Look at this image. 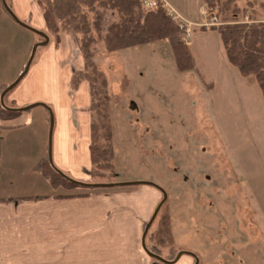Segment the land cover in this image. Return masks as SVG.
<instances>
[{"label":"rangeland","instance_id":"374dc122","mask_svg":"<svg viewBox=\"0 0 264 264\" xmlns=\"http://www.w3.org/2000/svg\"><path fill=\"white\" fill-rule=\"evenodd\" d=\"M234 2L238 18L246 20L251 14L254 19L264 20V0ZM165 4L189 22L183 38L193 55L194 67L188 71L174 68L164 40L114 51L105 50L99 38L95 40L91 59L106 75L114 149L107 174L89 181L149 179L161 187L170 241L156 247L165 257L170 248V256L187 251L197 264H214L212 254L233 249L243 255L234 260L264 264V101L260 90L250 73L241 74L226 60L218 31L199 26L209 23L213 16L207 15L200 0H165ZM1 15L10 25L0 31V43L5 41L0 51L8 50L0 73L2 92L4 77L11 74L9 62L17 56L28 58L31 52L19 30L13 33L15 28L39 41L34 43L43 40L36 32L24 31L12 23L4 11ZM115 15L113 11L105 12L100 33ZM35 18L33 13L23 23L38 29ZM64 33L71 34L79 48V34ZM45 44H39L32 62ZM72 53L60 54L53 79L59 86L57 94L43 87L44 95L57 99L66 93L73 65L78 64L75 51ZM206 82L213 85L204 86ZM5 95L6 109L14 103ZM20 111L22 118L31 121V115L42 111V107L36 104ZM55 176L54 172L49 175L56 183ZM155 221H150L147 228L155 230ZM213 259L217 264H226L225 256Z\"/></svg>","mask_w":264,"mask_h":264},{"label":"crops","instance_id":"0c3cea01","mask_svg":"<svg viewBox=\"0 0 264 264\" xmlns=\"http://www.w3.org/2000/svg\"><path fill=\"white\" fill-rule=\"evenodd\" d=\"M10 1L13 2L10 9L22 21L35 13V25L42 30L43 13L37 1ZM162 2L167 8L165 0ZM201 6L204 10L202 3ZM167 9L181 20L173 8ZM1 12L0 9V31L10 28L4 23L5 15ZM181 22L188 27V21L182 19ZM18 30L29 46L34 38L20 31L22 29L15 28L13 33ZM24 31L28 30L24 28ZM4 43L1 42L0 47ZM46 43L23 77L6 91L5 97L14 104L7 106L9 113L0 115V264H153L141 247V233L162 196L157 188L136 183L126 190H97L82 197L52 195L48 180L52 165L68 177L91 180L90 113L85 80H81L77 88L68 81L62 98L43 94V87L56 94L59 90L53 79L60 54L65 56L75 51V55L72 54L77 56L78 64L73 65L72 72L83 65L81 50L77 44L75 47L71 34L64 33L57 43ZM10 47L13 49L12 45ZM3 51H0V73L8 59V50ZM23 60L17 56V60L9 62L11 74H6L3 81L15 76ZM33 101L44 105H38L42 111L31 115V121L21 117V109L18 113L11 112ZM50 112L53 124L48 146ZM226 251L211 257L225 256L226 264L246 263L243 259H233L243 257L238 251ZM192 262L191 255L181 254L170 263L156 264Z\"/></svg>","mask_w":264,"mask_h":264},{"label":"trees","instance_id":"16d2710c","mask_svg":"<svg viewBox=\"0 0 264 264\" xmlns=\"http://www.w3.org/2000/svg\"><path fill=\"white\" fill-rule=\"evenodd\" d=\"M35 1L40 6L41 13H43L46 29L42 30V32L49 37V42L54 41L57 43L60 39L59 35L64 32L79 34L80 36L78 40L79 48L84 63L81 68L72 72L69 83L72 87L77 88L79 82L85 80L88 85L89 101L87 109L90 113L89 156L91 157V178H97V175L100 174L106 175L107 170H110L111 167L112 150L114 149L113 144H111L112 133L110 132L111 124L107 108L110 95H108L106 90V75L91 59L94 55L91 46L98 38L102 47L109 51L126 49V47H134L138 46V44L146 45L155 40H164L169 46V54L172 56L174 68L179 71H188V69L194 67V59L189 51L188 43L183 38L185 34L183 31L184 26L180 20L169 14L162 0L157 1L156 4L149 8H143L142 0ZM201 3L205 7L207 15H213L218 20L217 23L206 27L209 29L215 28L218 31V38L222 44L226 60L232 66H235L241 74L249 75L250 73L255 78L256 86L261 93V99L264 101V20L254 19L251 14L248 15L249 17L246 20L238 18L236 15L238 7L235 5L234 0H201ZM0 6L2 12L4 11L8 14L2 2H0ZM107 10L115 12L116 15L113 20L105 22V27L100 33L103 22L102 16ZM11 21L16 23L13 20ZM199 26L202 27L204 25L199 24ZM27 30L34 32L30 29ZM39 37L44 40L42 35H39ZM34 42L39 41L34 38L33 42L28 46L29 52ZM26 59L27 57L21 61L17 73L24 67ZM17 73L14 78L11 77L6 79V82L3 81L5 83L1 85L2 90L12 79L17 77ZM3 103L0 101V115L4 111H9H6L3 107L5 101ZM11 112L18 113L19 111L13 108ZM98 169L102 171H98ZM52 171L55 173L57 181L55 183L53 177H49L48 180L52 187V195L56 197H82L97 190H126L132 186L125 184L107 188H90L78 183L89 180L79 181L75 179L78 182H73L56 171L53 165ZM95 181L89 182L94 183ZM160 203L153 218L157 223L156 229L152 230L146 227V233L143 236L144 248L155 255L162 256L164 260H171L174 254L170 256V248H167L169 254L165 257L156 247L158 244L170 241V231L167 227L168 217L165 215L163 203ZM150 259L153 263L161 262V260H156L152 256H150Z\"/></svg>","mask_w":264,"mask_h":264},{"label":"water","instance_id":"95a60500","mask_svg":"<svg viewBox=\"0 0 264 264\" xmlns=\"http://www.w3.org/2000/svg\"><path fill=\"white\" fill-rule=\"evenodd\" d=\"M0 2H2L3 3V7L5 8V10L7 11V13L8 14H10V16H11V18H12V20H13V22H16V23H18L19 25H21V26H24V28H26V29H30L31 31H34V32H36V34H38V35H42L43 37H44V40L43 41H40V43H33V45L31 46V52H30V54H29V56H28V58L26 59V64L24 65V67H22V69L19 71V73L17 74V77L15 78V80H12L10 83H8L7 85H6V87L4 88V90L2 91V92H0V101L3 103V100H2V98H3V96H4V94L6 93V91H8V90H10L11 88H12V86H14L17 82H18V80L19 79H21L22 77H23V74L24 73H26V71H27V69H28V67L30 66V64H31V60H32V58H33V55L35 54V48L37 47V45H39V44H43V43H46V42H49V37H47L43 32H42V30H39V29H36V27H34V26H31V25H29V24H25V23H23V21L21 20V19H19V17L16 15V14H14L13 12H12V10L10 9V7H9V5H8V3L5 1V0H0ZM36 104H38V105H44V103L42 104V103H38V102H33V103H31L30 105H22V106H19V108H16V110H19V109H21V110H23V109H30L31 108V106H34V105H36ZM52 114H51V112H50V118H49V122H51V124H50V127H49V133H48V135H49V139H48V146H49V144H50V139H51V134H50V128L52 127V124H53V122H52V116H51ZM56 170V169H55ZM56 171H58V172H60L61 174H62V176H65V178H67V179H71L73 182H78L77 180H75V179H72L71 177L69 178L68 176H66V174L63 172V171H60L59 169L58 170H56ZM80 185H85V186H88V187H90V188H95V187H101V188H107V187H110V186H113V187H115V186H119V185H132V184H136V183H138V184H144V183H147V184H150V186H152V187H154L155 189L157 188L159 191H161V193H162V196H160V198H159V200L157 201V205H156V207H155V209H153V211H152V213H151V215H149L150 217H149V219L145 222V225H144V229H143V232L141 233V240H142V249H143V251L144 252H146V254H148V255H150V256H152L153 258H155L156 260H161V261H164V263H170L171 261H173L176 257H178V256H180L181 254H183V252H186V253H188L189 255H191V257L193 258V264H197V262H195V259H194V257L192 256V254L191 253H189V252H187V251H179V252H177L172 258H171V260H164V258H162V256H158V255H155V254H153L152 252H149L147 249H145L144 248V240H143V236H144V234L146 233V227H147V225L150 223V221H152L153 220V218H154V214H155V212H156V210H157V208L159 207V205L161 204L160 202L164 199V196H165V193H164V191H162V189L158 186V185H156V184H154V183H152V182H150V180H144V181H138V180H131V181H119V182H116V183H113V182H107V183H101V182H98V181H95V183H90V182H88V181H83V182H78Z\"/></svg>","mask_w":264,"mask_h":264},{"label":"built area","instance_id":"2783aa9c","mask_svg":"<svg viewBox=\"0 0 264 264\" xmlns=\"http://www.w3.org/2000/svg\"><path fill=\"white\" fill-rule=\"evenodd\" d=\"M157 1H160V0H143L142 4L145 8H149L150 6H153L154 4L157 3ZM212 19L210 20L209 23H204L205 25H210V24H215L217 23V20L212 16L211 17ZM183 24V26L185 27L184 23L181 22ZM183 31H187V27H185L183 29Z\"/></svg>","mask_w":264,"mask_h":264}]
</instances>
